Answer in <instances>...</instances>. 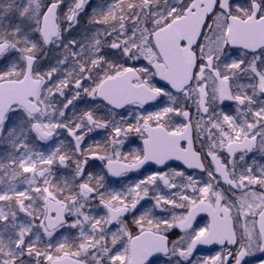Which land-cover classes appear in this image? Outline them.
I'll use <instances>...</instances> for the list:
<instances>
[{
	"label": "flooded vegetation",
	"instance_id": "flooded-vegetation-1",
	"mask_svg": "<svg viewBox=\"0 0 264 264\" xmlns=\"http://www.w3.org/2000/svg\"><path fill=\"white\" fill-rule=\"evenodd\" d=\"M58 1V23L62 37L65 34L64 26L70 23L72 28L65 34L66 37L75 39L77 44L80 37L88 38L84 32L95 31L89 0ZM229 7L233 15L243 19L250 17L254 10L257 11L256 18L264 16V0H232ZM76 8L82 12L81 15L75 11ZM209 22L211 29H206L196 50L198 59L193 82L179 94L168 88L161 89L163 97L157 102L159 104L155 113H149L154 104L140 106L145 113L136 126V129L141 126L140 135L134 137L136 154L127 153L124 157L134 161L144 157L146 125L164 128V131L153 132L152 141L165 150L170 148L167 134L181 132L187 121H190L193 128L191 141L180 140L178 148L184 150L186 157L192 160V152H197L205 172L188 170L179 163L167 162L163 166L152 163L141 172L123 176L150 173L158 178L156 183H150V180L140 184L147 200L153 203L150 205L153 208L147 207L140 221L142 226L168 235L172 252L173 246L176 248L175 242L184 231H188L183 227L184 221L195 202L205 200L210 201L214 207L227 206L229 212L234 214L238 232V245L231 250L230 263H233L245 248L233 202L240 197L252 200L253 213L249 219L250 225L246 223L247 228H253L252 219L264 208V45L253 50L242 46L232 47L227 38L228 16L219 8ZM215 32L219 40L215 38ZM216 41L219 44H214ZM125 63L122 58H118L114 65L121 69ZM206 188H209V195L203 196L202 191ZM122 194L116 189L110 192L109 197L119 199L113 204L117 201L122 204L131 203V198H125ZM157 201H163V210L156 208L154 204ZM176 201H185V204L177 209ZM247 212L251 213L252 209L248 208ZM176 215L179 219L175 225H171ZM128 219L123 220L126 222ZM149 220H152V224ZM135 227L133 232L136 234L143 230L139 226ZM192 238L190 236L182 247L183 255L191 261H199L206 251L199 249V252L190 253ZM223 250L229 251L227 247Z\"/></svg>",
	"mask_w": 264,
	"mask_h": 264
},
{
	"label": "rangeland",
	"instance_id": "rangeland-1",
	"mask_svg": "<svg viewBox=\"0 0 264 264\" xmlns=\"http://www.w3.org/2000/svg\"><path fill=\"white\" fill-rule=\"evenodd\" d=\"M74 1L76 2L77 0ZM86 1L87 0H84V2ZM141 1L146 8H153V6H151L153 3L150 1ZM188 1L189 0H170L167 4L165 2L161 3L160 8H157L155 11L154 9L148 11L150 13L148 16L150 23L153 25L155 24L156 28L162 27L170 19L179 15ZM35 7L38 10L40 9L39 4H36ZM111 7L112 5L109 6V8ZM75 11L78 13V8H76ZM136 18L137 20L140 19L139 16ZM136 18H134V20H136ZM65 19H68V17H65ZM64 28L65 33L72 28V25L69 23L65 25ZM214 36L219 40V36L216 32ZM149 37L150 35L143 30L142 43L137 51L139 56L142 55L144 61H153V59H155V47L153 44H149ZM62 41L61 33L52 45L45 47L47 50L45 57L40 60L35 67V75L43 79L44 88L39 94L42 112L35 115L34 119L38 121L47 132L52 134V138L40 140L41 142H39V145L35 149H27L21 154L19 166L14 168V172L11 174V177L14 176V180L11 181L10 184L7 182L3 184L2 180L5 174H3L4 168L0 166V173L3 175L2 178L0 177V216L5 215V210L1 206V200L4 195L9 194L10 191H15L13 193H24L34 187L33 193L39 195V204L37 205L39 208L44 206L47 199L50 197L61 200L59 194L63 193L62 190L53 185V181L56 178V172L53 167L56 165L67 167L69 166L70 159L61 154L54 155L57 148L55 142L52 141L56 136H64L67 134L75 141L77 154L74 157V162H77V164L74 166L75 168L72 171V175L76 179L83 177L84 167L86 165L84 159L81 162L77 160V155L81 154L80 144L84 140V136L78 135L77 131H80L83 127L91 132L90 135L97 132H104V128L110 127V130L113 132L121 133L124 136L123 138L110 139L109 148L111 149L108 154H94L90 157L88 156L98 163H105L106 160H123L127 153L131 155L136 154L137 148L135 146V138L131 135H140L139 131L141 126L137 129L127 127L124 131L121 130V127L124 121L134 126L138 125L141 115L145 113L139 105H132L125 112L115 111L109 108V121L98 122L90 114L85 116L84 120L72 121L69 119V115L72 113L77 102L80 103L83 102V100L98 101L96 98L97 85L101 79L103 80L106 76L105 73L107 72L104 71V66L107 62H105V59H102V54L105 56V53L100 47L91 49L88 56L81 52H75V49L65 55L57 51ZM69 42L75 46V42L77 41L75 39H69ZM80 42L88 43L85 39L79 40V43ZM151 42L152 40H150V43ZM32 44L36 48V53H42V46L39 43L34 42ZM99 44L102 45L104 43L100 41ZM214 44H219V42L216 41ZM128 45H130L128 40L121 39L111 45L107 44L106 46L109 47L111 58L116 60V57L122 55V58L130 63L134 59L132 52L136 53L135 48L137 46H135V44ZM89 70L90 72L94 70V75L90 74ZM160 100L161 99L158 101ZM158 104L159 103L156 102L154 106L149 109L150 114L155 113ZM160 113H163V111H160ZM9 123H11V120ZM42 163L46 165H40ZM26 170H28V172L21 179L16 180V178ZM105 173L108 175L106 171ZM147 174L148 175H125L119 179L108 175L111 180L110 183L106 185L108 188H116L117 191L123 192L122 196L131 198V203L129 204L132 206V211H137L139 216L143 214L142 205L148 204L147 195L145 191L141 189L140 184H145L150 180V183H156L158 180L156 176L153 177L152 174ZM36 177L43 179L45 184L35 187L34 179ZM107 179L108 178H106L105 181H107ZM97 190L98 188L92 187L86 183H81L79 185L77 190L78 197H72L68 201H65L68 207L67 214L68 217L71 218V221L63 225L58 231L62 234H66L70 228H76L79 237H83L84 239H89L96 233L98 234L100 238L97 241L93 243L83 242L75 253L79 258L87 259L90 264H96V261H101L102 264H125L129 257V237L131 233L128 228V221L124 222V220H120L118 224L114 226L110 225L106 208L103 205L95 204L99 199H102L101 197L95 196ZM156 193L160 194V192L157 191ZM202 195L208 196L209 188L203 189ZM106 201L111 203L109 200ZM257 202L258 200L256 199L254 202L255 211ZM233 203L236 209L238 229H241V236L245 242V247L250 251L247 264H263L264 259H262L258 251L260 239L254 226L255 218L252 219L253 228L251 226L247 228L246 226V223L250 225L249 219H251L253 213L252 200L249 197H240ZM176 204L178 206L177 209H181L185 201H176ZM154 205L159 210L164 209L163 201H157ZM15 208L17 211L12 213V220L14 223L18 220V224L22 226V230L20 233H17L15 229L16 234L10 239L11 244L17 243L18 247L21 248L25 241V233L23 231L26 230L33 229L35 231L32 240H37L41 236L49 238L53 235L52 233L46 232L43 220L39 221V224H36L32 212L26 208L22 202L16 203ZM248 208L252 209L251 213L247 212ZM102 219H106L103 226L96 223L98 220ZM178 219L179 216L176 215L171 225H175ZM131 220L137 221L136 218ZM135 225L139 226V229L144 227L140 221H137ZM207 226L208 221L203 218L190 230L184 232L181 238L175 242L176 248L174 247V253H172L171 256L176 255L183 260L184 251L182 247L189 241L190 236L194 238L198 234H201L200 232L205 230ZM244 227H246V229ZM108 239L110 240L109 244ZM19 251L22 252L21 249H19ZM32 254L35 255L34 259L36 261H38L40 257H43L44 260H50L52 258L51 254L44 250L27 252V255ZM197 257L198 256H196V258ZM0 260V264H18V262L9 255L4 256V259ZM222 260V250L215 249L204 254L203 259L196 262L197 264H221ZM193 262L195 261H189L190 264Z\"/></svg>",
	"mask_w": 264,
	"mask_h": 264
},
{
	"label": "water",
	"instance_id": "water-1",
	"mask_svg": "<svg viewBox=\"0 0 264 264\" xmlns=\"http://www.w3.org/2000/svg\"><path fill=\"white\" fill-rule=\"evenodd\" d=\"M216 3L217 0H193L181 17L174 19L165 27L154 32V41L164 61V64L155 65L158 77L162 83L172 85L177 90L189 84L196 66L195 53L192 47L198 43L208 17L215 10ZM225 3L223 5L225 7L223 8L227 10L228 0H225ZM57 7V3H51L42 19L41 35L46 45H49L53 38L58 35V25L56 22ZM234 21L236 20H231L230 35L233 34L232 27ZM257 24L254 18L244 21L242 27L238 26L239 37L248 38L249 33L252 32V39L255 36L258 37V34L264 38V30L260 33L256 32L259 29ZM182 43H185V46H182ZM8 46V43L0 44V55ZM36 61L37 57L27 55L25 73L21 79L0 81V128L8 111L16 105L24 107L30 114L38 113L41 110V107L37 104V100L42 81L33 76ZM139 77V73L134 69L117 74L101 83L97 95L116 109H122L134 102L148 103L158 96V92L150 89L144 83L135 84L134 80ZM33 128L42 138L46 139L50 137V133L43 130L37 122L33 123ZM151 130L148 129L147 133ZM183 136L184 133L171 134L170 139L176 138L174 139V145L176 146L179 138ZM160 150V147L152 139H149L145 142L144 160L133 164L109 161L107 162L109 172L113 176H119L123 172L142 170L148 164L157 162L156 159L159 153L160 156L168 155L167 161H179L187 166L188 162L183 157L182 152L170 151V149ZM205 207V203L196 205L187 218L185 226H189L200 212L207 210ZM108 208L110 210L111 222H115L119 216L126 215L128 212V207L126 206L117 209ZM65 211L66 206L60 202L53 199L48 201L46 224L49 230H54L66 222ZM53 213L55 214L54 216ZM207 214L211 220L210 229L205 236L195 241L193 247L212 248L222 242L220 238L222 235L227 234V230L219 229L227 227L226 224L217 221L215 213L211 212V210H208ZM227 224L230 229L232 227L231 222H227ZM257 225L262 238L261 252L264 253V210L258 217ZM230 233L233 237L230 244L234 245L236 242L234 230ZM130 246L131 257L128 264H145L157 253H168L167 237L150 230L143 231L139 235L134 236L131 239ZM244 258V254L239 255L236 264H242ZM50 264H85V262L72 256L64 255L59 258H53Z\"/></svg>",
	"mask_w": 264,
	"mask_h": 264
},
{
	"label": "trees",
	"instance_id": "trees-1",
	"mask_svg": "<svg viewBox=\"0 0 264 264\" xmlns=\"http://www.w3.org/2000/svg\"><path fill=\"white\" fill-rule=\"evenodd\" d=\"M156 4H159L161 0H153ZM118 2L115 5V10H110L109 14L106 16L109 22L113 24L119 23L122 16L131 17L133 14L135 15L137 8L140 6V3L137 4L131 3L129 0H117ZM115 2V3H116ZM122 2V3H121ZM94 3V12L95 18L98 19L102 14V9L100 7V0H93ZM113 3V5L115 4ZM100 7V8H99ZM133 9V13H132ZM145 10L143 9V12ZM30 14H19L16 4L13 5L11 3L6 4V0H0V39L10 40L16 46L21 48L20 51H15L12 49L9 54H7L0 61V79L1 78H11L17 77L21 74L24 65V53L33 52V49L29 44H27V40L23 37L18 36L10 30V27L14 25L17 27V24L22 25V20L29 18ZM24 20V21H25ZM102 20H106L105 16H102ZM145 22L149 23L150 29L153 27L149 21L144 18ZM147 26V25H146ZM144 25L147 31L148 28ZM13 62V63H11ZM105 105H92L86 106L83 109L79 108L76 112L75 117L79 119H83L87 112L92 113L95 117L99 119H105ZM11 123H7L2 131V136L0 139V166L5 169V177H3V182L11 179L10 174L14 172V168L19 166L20 156L27 149L35 148L38 145V140L36 136L32 133L30 128V120L25 115L22 109L17 110L10 114ZM58 141V154L68 155L71 159L76 155V150L74 146V142L70 137L65 135L63 138L57 137ZM108 140L101 138L99 142L92 143L90 138L86 139L82 144V156L84 157L86 154L91 152H101L104 153L107 151ZM81 158V156H80ZM58 177L54 180V185L58 188L64 190V195L62 197L68 199L76 192V188L78 186L79 181L70 178L68 175L69 172L66 170V173H62L59 167L54 168ZM103 168L99 166L94 160H90L85 175L88 173H92L95 175V179L91 180L94 184L96 182H103L101 180L100 174ZM28 170L24 171L16 180L21 179ZM37 184L43 185L45 181L41 178L36 177ZM6 195L2 200V206L6 210V216L4 218H0V259L6 255L13 257L18 264H47V260H44L43 257H40L36 263L35 255L25 256V252L28 250H44L48 244L52 245V249L49 250L51 255L60 254L61 252L74 251L81 244V240L77 238V234L75 231L71 230L66 239L61 238L60 236L54 237L53 239H46L45 237H40L37 240H32L34 237L35 231L33 229L23 231L25 233V243L24 248H21L22 254L19 253V248L16 244L12 243L10 239L15 236L16 231L20 233L22 230V226L18 224V220L15 224L12 222V213L16 211L15 204L18 200L23 201L31 210L34 216L35 222H39L42 216L43 210L40 207L39 212L29 204L30 198L33 197L32 190L27 193H13ZM106 196L104 193H102ZM33 200L34 205L39 204V200ZM36 201V203H34ZM16 229V231H15ZM33 233V234H32ZM1 261V260H0Z\"/></svg>",
	"mask_w": 264,
	"mask_h": 264
},
{
	"label": "bare ground",
	"instance_id": "bare-ground-1",
	"mask_svg": "<svg viewBox=\"0 0 264 264\" xmlns=\"http://www.w3.org/2000/svg\"><path fill=\"white\" fill-rule=\"evenodd\" d=\"M69 33V30L67 31V32H65V34H68ZM65 34H64V36L62 37V40L63 41H65L66 43H68L69 42V39H70V37H66L65 36ZM84 35H86L88 38H91V39H94V38H97V37H99V35H100V32L99 31H93V32H84ZM86 38V37H85ZM99 43V42H98ZM80 46H76V48H79Z\"/></svg>",
	"mask_w": 264,
	"mask_h": 264
}]
</instances>
